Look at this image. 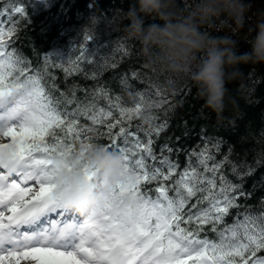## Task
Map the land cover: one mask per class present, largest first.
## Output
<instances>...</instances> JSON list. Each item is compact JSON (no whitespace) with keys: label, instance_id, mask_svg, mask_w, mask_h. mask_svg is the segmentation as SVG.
<instances>
[{"label":"snow or ice","instance_id":"6c2138e0","mask_svg":"<svg viewBox=\"0 0 264 264\" xmlns=\"http://www.w3.org/2000/svg\"><path fill=\"white\" fill-rule=\"evenodd\" d=\"M14 34L0 27V161L7 158L11 163H0V264H21L22 260L34 264H264V256L257 255L264 250V201L258 212L238 203L240 197L246 200L252 195L243 188L244 178L264 165V153L258 154L255 165H239V171L232 164L233 174L240 179L233 184L223 174L217 177L231 163L228 157L216 161L211 154L208 144L219 151L220 142L205 138L204 147L188 154V164L173 180L179 165L165 154L173 149L165 144L158 157L151 138L165 125L145 132V139L139 127L136 131L125 127L140 117L145 101L148 109L158 106L157 102L137 92L133 93L135 106L122 107L120 98L113 101L103 88L80 89L83 97L77 96L75 87L61 91L51 73L46 79L33 73L15 49L9 51ZM103 61L107 63L106 58ZM75 62L77 68L79 63L101 66L83 51ZM132 76L139 78L135 71ZM121 83L131 87L126 78ZM154 86L159 95L160 85ZM101 98L108 108L98 106ZM81 117L92 125H106L110 143L105 147L121 155L134 180L121 184L104 209L89 216L62 206L54 183L59 165L54 155L70 156L77 144L90 147L89 133L98 132L82 125ZM84 171L91 180L94 173L86 167ZM150 184L155 188H146ZM125 191L131 192L135 207L112 216V203ZM233 208L238 209L236 218L228 224L225 218ZM205 226L216 234L215 240L201 237Z\"/></svg>","mask_w":264,"mask_h":264},{"label":"trees","instance_id":"16d2710c","mask_svg":"<svg viewBox=\"0 0 264 264\" xmlns=\"http://www.w3.org/2000/svg\"><path fill=\"white\" fill-rule=\"evenodd\" d=\"M129 4L130 0H0V27L5 31L12 29L15 33L9 51L15 49L33 73L39 72L45 79L51 73L61 91L75 87L77 96L83 97L80 89L91 92L103 88L108 90L113 101L119 97L122 107H134L133 93L137 92H143L146 99L157 102L158 106L150 109L152 117H155L150 125L139 117L134 118L130 125L126 123L125 127L131 126L133 131L139 127L140 136L145 139V132L165 125L159 135L152 133L151 138L158 157L165 144L173 149L172 153H165L179 165L173 180L188 164V154L193 150L199 152L207 138L211 142H220L219 151L208 144L216 161L228 157L231 162L224 165L217 177L223 174L233 184L240 183L231 165H237L239 171V165H255L258 154L264 153V65L244 67V79L227 85L230 102L226 100L224 111L212 113L202 107L196 89L186 77L161 72L149 62L138 42L125 38L122 29L126 21L122 23V10L126 11ZM16 7L24 11L15 13L12 10ZM87 35H90L88 40L85 38ZM240 47L241 50L247 47L243 38ZM81 51L100 62L101 66L79 63L77 68L75 61ZM105 58L107 63L103 61ZM53 63H61L62 66L47 67ZM134 71L139 78L132 76ZM122 77L131 87L125 88L121 83ZM157 84L160 85L159 95L154 86ZM98 106L109 107L102 98ZM111 110L114 117L119 118L118 111L115 108ZM80 123L98 130L95 134L89 133L93 140L104 145L110 143L106 125H92L83 117ZM113 131H118V128ZM6 140L9 142L10 137ZM147 163L154 162L149 160ZM208 163L211 166L212 161ZM155 186L150 184L146 188ZM243 188L252 195L246 200L240 197L238 203L260 211V202L264 201V165L244 178ZM237 211L233 208L231 215L225 218L228 224L236 218ZM208 229L209 226H205L201 237L215 240L216 234ZM257 255L264 256V250Z\"/></svg>","mask_w":264,"mask_h":264},{"label":"clouds","instance_id":"9594fccd","mask_svg":"<svg viewBox=\"0 0 264 264\" xmlns=\"http://www.w3.org/2000/svg\"><path fill=\"white\" fill-rule=\"evenodd\" d=\"M122 23L125 38L138 42L151 64L186 77L202 107L215 114L230 102L227 85L244 79L243 68L264 65V0H130ZM151 118L145 101L140 119L150 125ZM54 159L60 203L81 216L104 209L113 191L134 182L121 155L93 139L90 147L78 144L70 156ZM0 163L11 166L7 158ZM85 167L94 173L91 180ZM134 207L131 192L125 191L109 212L119 217Z\"/></svg>","mask_w":264,"mask_h":264},{"label":"rangeland","instance_id":"374dc122","mask_svg":"<svg viewBox=\"0 0 264 264\" xmlns=\"http://www.w3.org/2000/svg\"><path fill=\"white\" fill-rule=\"evenodd\" d=\"M4 142H8L7 140H6V138H5V141ZM21 264H34V262H31V261H24V260H22L21 261ZM189 264H191V262L189 261Z\"/></svg>","mask_w":264,"mask_h":264}]
</instances>
